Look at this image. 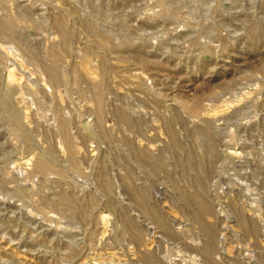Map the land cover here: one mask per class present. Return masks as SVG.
Instances as JSON below:
<instances>
[{
    "label": "rangeland",
    "instance_id": "1",
    "mask_svg": "<svg viewBox=\"0 0 264 264\" xmlns=\"http://www.w3.org/2000/svg\"><path fill=\"white\" fill-rule=\"evenodd\" d=\"M0 264H264V0H0Z\"/></svg>",
    "mask_w": 264,
    "mask_h": 264
},
{
    "label": "bare ground",
    "instance_id": "2",
    "mask_svg": "<svg viewBox=\"0 0 264 264\" xmlns=\"http://www.w3.org/2000/svg\"><path fill=\"white\" fill-rule=\"evenodd\" d=\"M12 63H13V62H12ZM13 64H14V63H13ZM64 139H65V138H64ZM70 143H71V142H70ZM72 144H73V143H72ZM69 146H70V148H72V149L75 148V145H73V146L69 145ZM76 148H77V147H76ZM39 159H40V161H42V157H40ZM38 162H39V161H38ZM40 164H43V166H44V165L46 164V162H44V163L41 162Z\"/></svg>",
    "mask_w": 264,
    "mask_h": 264
}]
</instances>
